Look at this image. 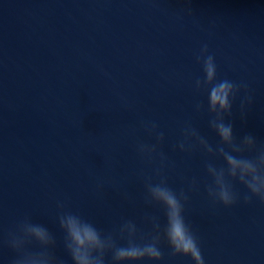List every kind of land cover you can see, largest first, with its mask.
I'll return each mask as SVG.
<instances>
[{"label": "water", "instance_id": "1", "mask_svg": "<svg viewBox=\"0 0 264 264\" xmlns=\"http://www.w3.org/2000/svg\"><path fill=\"white\" fill-rule=\"evenodd\" d=\"M204 44L218 78L246 82L255 98L243 120L234 104L235 136L264 144V0H0V242L28 216L54 233L56 254L72 264L58 202L103 231L133 220L147 235L149 216L163 226V210L144 199L160 158L137 151L156 143L142 126L150 121L165 135L169 186L188 192L185 218L205 264H264V203L213 204L209 158L174 147L187 122L219 142L209 113L194 108L207 104L194 87ZM162 251V264H193ZM11 255L0 246V264Z\"/></svg>", "mask_w": 264, "mask_h": 264}, {"label": "clouds", "instance_id": "2", "mask_svg": "<svg viewBox=\"0 0 264 264\" xmlns=\"http://www.w3.org/2000/svg\"><path fill=\"white\" fill-rule=\"evenodd\" d=\"M196 60L202 65L204 76L195 80L194 87L197 92L207 94V104L197 102L194 108L197 113L205 110L209 113V127L219 137V142L214 146L187 122L182 129L183 139L174 147L189 155L199 151L209 158L205 168L211 182L205 188L213 204L231 208L241 200L247 205L254 199L264 203V144L251 134L237 138L230 120L237 100L241 119H246L255 100L249 85L243 81L219 79L215 57L207 44L202 45ZM142 126L156 143L139 142L138 153L148 160L158 155L161 161V168L156 170L158 179L154 181L151 176L144 179V199L147 204L163 210L166 223L162 226L158 217H145L152 226L147 235L133 220H124L116 229L103 231L81 214L66 210L63 202H58L57 220L63 232V248L72 264H108L109 257L111 264H162L163 245H167L173 257H189L193 264H205L199 239L185 218L188 192L171 188L162 171L168 159L160 147L165 135L155 122H143ZM216 160L223 163L217 165ZM237 184L247 191L241 194ZM191 188H199L195 179L191 181ZM124 195L128 198L127 193ZM0 246L12 253L8 264H65L55 252L58 242L54 233L28 216L8 230Z\"/></svg>", "mask_w": 264, "mask_h": 264}]
</instances>
